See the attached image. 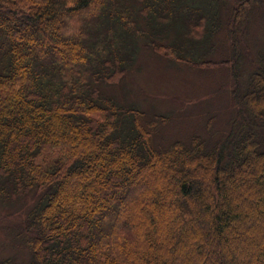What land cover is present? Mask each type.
Segmentation results:
<instances>
[{
	"label": "trees",
	"instance_id": "obj_1",
	"mask_svg": "<svg viewBox=\"0 0 264 264\" xmlns=\"http://www.w3.org/2000/svg\"><path fill=\"white\" fill-rule=\"evenodd\" d=\"M262 12L264 0H0V204L28 211L10 238L27 260L0 264H264V45L235 131L212 146L157 145L165 119L146 123L111 91L144 51L201 68L236 55L218 35Z\"/></svg>",
	"mask_w": 264,
	"mask_h": 264
},
{
	"label": "rangeland",
	"instance_id": "obj_2",
	"mask_svg": "<svg viewBox=\"0 0 264 264\" xmlns=\"http://www.w3.org/2000/svg\"><path fill=\"white\" fill-rule=\"evenodd\" d=\"M254 20V23L239 31L238 27L234 29L233 40L224 31L227 26L218 35L225 45L234 42L238 48L236 55L227 52L226 55H213L206 62L210 66L201 68L198 65L190 66L186 61H177L171 51H144L138 64L124 79L129 95L127 86H115L111 91L121 100L137 104L144 111L142 117L146 123L153 117L150 115L152 111L165 119L160 122L154 135L157 145L162 142L169 146L176 141H185L194 134L206 138L211 146L224 142L235 131L240 109L244 108L242 95L248 73L258 67L259 53L253 49V44L264 45V12L257 14ZM238 39L241 41L239 46ZM239 55L243 58L239 59ZM186 57L191 59L190 56ZM223 62L226 63L222 65ZM140 192L138 194L141 196L149 189ZM27 212L23 202L14 206L0 204V262L7 259L27 260L25 250L14 249L21 242L12 243L10 239L17 226L27 217ZM126 215L131 217L130 213ZM238 254L241 257V253Z\"/></svg>",
	"mask_w": 264,
	"mask_h": 264
}]
</instances>
